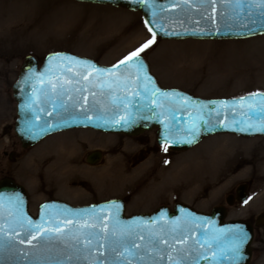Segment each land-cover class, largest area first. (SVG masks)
<instances>
[{
    "label": "rangeland",
    "instance_id": "obj_1",
    "mask_svg": "<svg viewBox=\"0 0 264 264\" xmlns=\"http://www.w3.org/2000/svg\"><path fill=\"white\" fill-rule=\"evenodd\" d=\"M152 38L142 15L125 8L76 0H0V181L11 178L25 187L32 215L51 200L88 206L120 198L127 202V216L160 206L173 209L176 203L203 213L224 205L226 221L247 220L255 226L264 215V138L215 135L192 149L173 152L158 145L149 131L144 138L152 150L144 156L138 140L83 129L22 148L14 131L12 86L26 56L43 60L49 53L67 51L110 66ZM140 56L163 86L195 96L231 98L264 92V35L237 40L155 36ZM86 137L92 143L79 150ZM127 140L135 149L119 160L102 144L117 141L118 147ZM96 150L102 159L90 165L86 155ZM242 184L248 185L249 195L243 204L236 198ZM229 195L233 206L227 205ZM252 249L250 264H264L263 225L255 226Z\"/></svg>",
    "mask_w": 264,
    "mask_h": 264
},
{
    "label": "water",
    "instance_id": "obj_2",
    "mask_svg": "<svg viewBox=\"0 0 264 264\" xmlns=\"http://www.w3.org/2000/svg\"><path fill=\"white\" fill-rule=\"evenodd\" d=\"M76 1L122 7L139 12L145 24L147 22V28L151 27L156 33L155 36L164 40H237L264 35V28L260 27L258 9H251L253 13H256L252 17L256 23L242 25L240 20L244 19L245 13L249 9H241L236 14L239 19H229L228 6H221L219 0L214 5L200 4L198 0H190L188 5L183 4L182 0H177L175 4H173V0H147L145 4L136 3L134 0ZM57 56L63 59H53ZM67 58L87 61L97 68L110 69L114 66H106L93 59L62 51L49 53L39 67L37 57L26 56L18 79L12 86L13 97L17 104L14 131L24 149L39 144L53 134L77 128L124 134L130 137L156 130L158 144L167 145L169 150L175 152L192 149L204 139L215 135L232 134L244 138L264 137V132L251 129L241 132L239 128L244 125L234 123L235 120L248 119L242 113L248 110L249 105L256 108L264 102V95H258L264 94V92L231 98H202L181 89L163 87L151 71L148 61L140 56L143 71L138 72L139 66L129 70L133 80L139 75L137 84L127 88L123 84L120 87L114 86V90L111 92L105 88L103 89L104 95H100L99 87L89 86V80L97 84L100 83L96 79L94 70L87 68L86 74H90L89 80H81L77 84L75 81L80 77L76 73L85 71V67L75 65ZM69 66H71V71L67 70ZM124 68L125 66L122 65L120 71L123 72ZM145 76L150 77L151 81H147ZM104 79L107 80L110 77L106 75ZM69 80H72L73 83L68 84ZM58 83L64 84L65 88L71 89V91L65 92L63 96L58 95V90H53V85ZM143 85L148 87L147 98L144 99L141 98L145 96ZM78 87H88V90L76 92L75 88ZM137 90L141 95L134 97L133 92ZM154 90H158L155 96H153ZM92 92L97 93L95 99L91 95ZM164 93L169 94V98L166 99ZM69 97L72 99L69 100ZM85 97L87 99H84ZM113 97H124V100H117L116 103H113ZM241 97L245 98L242 106L239 103ZM145 104H150L153 108L151 113L138 110L142 109ZM125 105L127 106L125 107ZM144 115H148L150 118L141 119ZM85 116L89 120H84ZM125 116L135 119L136 123L131 126H121L116 123ZM194 122L198 125V135L195 137L187 131ZM248 122L261 123L255 117ZM45 125H47L46 128ZM188 140L193 142L187 143ZM101 159L100 152H93L88 157V163L97 165ZM17 193L23 200L22 206L7 199ZM236 194L238 202L245 203L248 200V185H240ZM0 195L6 198L3 204H0V226L9 235H16L14 241L16 249L23 250H6L3 257L0 258V264H57V262L60 264H111L114 254L109 252L108 243L103 238V234L91 237L93 244L90 250L83 249L82 246L76 245L74 240L68 239L63 242L43 241L41 246L35 249L27 243H19L24 237L18 233H23L24 229L28 227L26 223L24 227H21V222L27 219L32 220L33 223L42 222L45 227L53 228L56 222H60L61 228H72L73 231L69 235L75 234L77 231H82L85 234L99 232V228H84L85 224H104L107 225L106 231L110 230L117 222L121 228L131 225L134 236L136 233H141L142 230L145 236L148 232L158 233L165 237L169 243H173L176 248L183 249L182 252H170V255L175 257V261H178L179 264H250L253 257L252 244L255 226H264V215L257 218L255 226L247 220L226 221L227 208L223 205L213 208L209 214L202 213L186 204L177 203L173 209L161 206L151 213L127 216L126 204L122 199H113L88 206H73L63 201L51 200L40 205L37 215H32L25 187L17 184L11 178L0 181ZM226 202L228 206H233V196L229 195ZM112 204L119 205L118 215L116 209L110 206ZM44 206L48 207L45 209ZM93 210H95L96 216L102 219L97 220L86 214ZM42 214L45 216L43 221H41ZM67 220H71L72 223L67 224ZM235 226H243L249 235L241 253L244 259L239 262L231 261L230 254L227 252L231 247L229 238L231 234L227 230ZM179 238H183L184 242L177 243L176 240ZM137 242L142 243L139 240ZM32 243L36 244L37 241L33 240ZM100 253H103V256H99ZM138 254L144 255L143 250H140ZM165 255L163 252L153 251L145 256L143 261L133 260V264H175V261L167 258L158 259L159 256ZM98 256L99 259H95ZM222 256L225 258L220 259ZM117 259H119L118 256Z\"/></svg>",
    "mask_w": 264,
    "mask_h": 264
},
{
    "label": "snow or ice",
    "instance_id": "obj_3",
    "mask_svg": "<svg viewBox=\"0 0 264 264\" xmlns=\"http://www.w3.org/2000/svg\"><path fill=\"white\" fill-rule=\"evenodd\" d=\"M136 3L145 4L147 3V0H134ZM183 4L188 5L190 4V0H182ZM200 4H216L217 0H198ZM177 3V0H173V4ZM219 3L221 6H228L230 15L229 19H239V17L236 15L241 9L247 8L249 9L248 12L245 13V17L243 20H240V23L242 25H245L246 23H252L255 24L256 20L252 19L256 13H253L251 9H258V15L260 17V27L264 28V0H219ZM147 26V22H146ZM253 31L255 29H252ZM148 31L152 33L153 38L147 40L140 48L136 49L135 51L131 52L128 56H126L124 59L119 61L117 65H114L110 69H104V68H97L95 65L89 64L87 61H80L76 58H67L70 59L75 65H80L85 67V71L77 72L76 75L80 77L79 80H76L75 83L79 84L81 80H89V75L86 74L87 68H92L96 74V79L100 81L99 84H97L94 81L89 80V86L92 88L99 87L101 89L100 95H104L103 89L107 88L110 90H114L115 87H120L121 84H123L124 87H129L130 85H135L139 81V75H137L136 79H132V73L129 71L130 69L137 68L138 72L143 71V63L140 61L139 57L140 54L143 53L146 49L151 47V45L155 42V35L156 33L153 32L152 28L149 27ZM169 35L173 33H167ZM53 59H63L62 57H53ZM124 65V71L121 72V66ZM68 71H71V66L68 67ZM110 77V79L105 80V76ZM145 79L147 81H151L150 77L145 76ZM68 84H72L73 81L69 80L67 82ZM53 90L57 91V94L60 96H63L65 92L71 91V89L65 88L64 84H55L53 85ZM88 87H78L75 88L76 92L80 91H87ZM143 90L145 93L144 97H141L142 99L147 98L148 93V87L147 85H143ZM158 90L153 91V96H155L156 92ZM109 92V94H110ZM91 95L95 99L97 93L92 92ZM140 91H134L133 96H140ZM165 98H169V94L164 93L163 94ZM258 95H264V94H258ZM72 98L69 97V100ZM84 99H87L86 97ZM117 100L123 101L124 97H113V103H116ZM245 102V98L241 97L239 103L241 106ZM223 103V102H222ZM127 105H125L126 107ZM183 106V105H182ZM55 107V106H54ZM147 113H151L153 111V108L150 106V104H145L142 106V109ZM86 111V109H85ZM219 115V113H217ZM243 116H247V120H235V124H243L244 126L239 128V131L241 132H247L250 129L257 132H264V102H262L260 105H258L256 108L251 107L249 105L248 110L244 113H242ZM255 117L257 120L261 121L260 124H254L249 123V120H252V118ZM150 117L148 115H144L141 117V119L147 120ZM200 119H203V117H200ZM84 120H89L87 116L84 117ZM107 123V121H105ZM116 123L121 124V126H131L132 124H135V119H130L129 117L125 116L121 120L116 121ZM205 124H207V121H205ZM227 127V125H225ZM47 125H45V128ZM167 127V125H165ZM188 133L195 137L198 135V125L194 122L191 127L188 128ZM192 140H188L187 143H192ZM6 198L3 195H0V204H3L4 200ZM7 199L10 202L17 203L19 206H22L23 200L20 197V195L14 194L10 197H7ZM112 208L116 209V213L118 215L119 212V205L112 204L110 205ZM45 209L48 206H44ZM87 215H90L91 217L100 220L102 218L97 217L95 210H93L91 213H86ZM67 215V213H65ZM45 219V216L42 214L41 221ZM27 224V228L24 229L23 233H18V235H22L24 239H21L19 243L24 244L27 243L30 245L33 249L41 246V242L43 241H59L63 242L66 239L68 240H74L76 242V245L82 246L83 249H91L93 241L91 237L93 235L99 236L103 234V238L108 243V249L109 252L113 253L111 264H133V260L137 261H143L145 259V256H148L151 252H163L166 255L165 256H159L158 259L163 260L165 258L175 261V257L170 255V252H182L183 249H178L175 247L173 243H169L165 237L159 235L158 233L154 232H148L145 236L143 234V230L141 233H136L135 236L133 235V230L131 225H126L123 228L120 227L118 224H114L110 230L106 231L107 225L100 224V223H94V224H85L83 225L84 228H99V232L92 233L88 232L85 234L82 231H77L75 234L69 235L72 233V228H61L60 222H56L55 227H45L44 223L37 222L33 223L32 220L27 219L23 222H21V227H24V224ZM67 224H71V220L66 221ZM223 231V230H221ZM228 233H230V241H231V247L227 250V252L230 254L229 258L233 262H239L244 259V257L241 255L243 246L245 243H247L249 239L248 233L244 230L243 226H235L230 227L228 230ZM13 232H15V229H13ZM39 234V235H37ZM16 240V235H9V233L0 226V258L3 257V254L6 250H16V251H23L22 249H16V244L14 241ZM37 241L36 244H33L32 241ZM142 241V243H138L137 241ZM177 243H183V238H179L176 240ZM100 247H103V245H100ZM78 250H80L78 248ZM136 250V251H132ZM143 250L144 255H139V251ZM99 256H103V253H100ZM99 256L95 259H99ZM117 256L119 259H117ZM206 258V257H205ZM215 258V257H214ZM225 257H220V259H224ZM57 264H60V262H57ZM175 264H179L178 261H175Z\"/></svg>",
    "mask_w": 264,
    "mask_h": 264
},
{
    "label": "bare ground",
    "instance_id": "obj_4",
    "mask_svg": "<svg viewBox=\"0 0 264 264\" xmlns=\"http://www.w3.org/2000/svg\"><path fill=\"white\" fill-rule=\"evenodd\" d=\"M9 13L11 14V12H9ZM7 20H9V19H7ZM73 130H76V129H73ZM77 130H83V128H80V129H77ZM87 130H92V129H87ZM107 134H109V133H107ZM86 139H89L90 141H88ZM86 139L79 142V144H78L79 146H77L79 150H82L86 145L88 146L89 144L92 143V139H90L88 137H86ZM94 142L96 143L95 140H94ZM102 144H107V148L105 150L108 153H110V152L113 153L112 154L113 157L114 158H118V160L126 157L127 154H129L130 152H132L135 149V144L132 143L129 140H127L123 145H119L118 147H117V144H118L117 141L114 142V143H112V142H110V143L109 142H106V143H102Z\"/></svg>",
    "mask_w": 264,
    "mask_h": 264
},
{
    "label": "flooded vegetation",
    "instance_id": "obj_5",
    "mask_svg": "<svg viewBox=\"0 0 264 264\" xmlns=\"http://www.w3.org/2000/svg\"><path fill=\"white\" fill-rule=\"evenodd\" d=\"M76 130H77V129H76ZM76 130H69V131H64V132H60V133H66V132L76 131ZM85 130H87V129H85ZM60 133H58V134H60ZM151 133L156 134V131H153V132H151ZM108 135H109V134H108ZM111 135H116V134H111ZM145 135H146V133L143 134V135H141V136H138V137H129V136H128L130 139L138 140V141L141 143L143 149L140 151V153H142L144 156H145V152H146V151H148V150H152L151 146L148 145L149 142L144 138ZM133 142H134V141H133ZM21 146H22V145H21ZM93 152H97V150H96V151H92V152H90V153H87V155H86V161H87V163H88V157H89L90 154L93 153ZM100 152H101V151H100ZM14 154H16V153H13V154H11V155H14ZM102 156H103V154H102ZM111 199H112V198H111ZM234 199H235V198H234ZM108 200H110V199H108ZM124 200H125V199H124ZM125 202H126V200H125ZM126 204H127V202H126Z\"/></svg>",
    "mask_w": 264,
    "mask_h": 264
}]
</instances>
